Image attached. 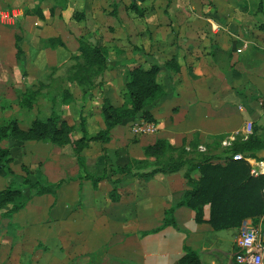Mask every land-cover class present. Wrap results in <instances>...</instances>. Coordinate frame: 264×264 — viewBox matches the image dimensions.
Here are the masks:
<instances>
[{
	"label": "crops",
	"instance_id": "obj_1",
	"mask_svg": "<svg viewBox=\"0 0 264 264\" xmlns=\"http://www.w3.org/2000/svg\"><path fill=\"white\" fill-rule=\"evenodd\" d=\"M65 1L68 8L62 10L61 0H0L1 77L16 78L6 90L20 87L17 36L30 75L57 68L61 51L68 58L76 55L77 39L88 35L108 51L103 91L114 107L124 105L130 72L138 67L161 68L158 82L165 95L146 107L155 120L153 133L132 132L144 120L139 114L115 127L108 143L92 142L84 151L89 175L107 173L96 185L81 178L71 146L54 145L61 152L52 161L42 152L39 160L46 163L39 173L31 170L30 180L62 185L55 194L28 195L26 207L10 218L0 212V264H179L186 247L198 253L201 264H240L243 224L216 231L208 223L209 205L202 222L192 208L177 207L189 189L184 175L143 179L112 170L146 160L145 149L159 141L175 149L194 143L211 153L212 142L224 151L254 135L260 141L258 159L248 160L264 175V0ZM36 8L45 19L27 15ZM76 12L84 18L77 21ZM50 38L62 39L66 49L41 47ZM75 98L81 103L82 96ZM100 115L99 128L92 126L95 117L87 120L90 137L106 129ZM8 142L31 145L36 155L46 145L4 141L1 147L15 163V150L4 146ZM30 155L26 167L33 163ZM192 176L199 179L200 173ZM170 209L175 226L165 224Z\"/></svg>",
	"mask_w": 264,
	"mask_h": 264
},
{
	"label": "trees",
	"instance_id": "obj_2",
	"mask_svg": "<svg viewBox=\"0 0 264 264\" xmlns=\"http://www.w3.org/2000/svg\"><path fill=\"white\" fill-rule=\"evenodd\" d=\"M66 2V1H65ZM68 3L61 7L65 10ZM132 9L142 16L143 12L136 5ZM115 13V12H114ZM54 14V9L51 11ZM27 15H36L40 19H45L40 8L27 10ZM114 16L116 15L113 14ZM84 14L75 13V19L80 21ZM79 44V56H73L76 63L69 68L66 77L51 78L49 84L41 83L37 89L29 88L20 97V105L31 110L41 92L51 89L57 97L61 99L53 100V107L57 104L69 105L75 101V97L70 90V86H77L82 92V98L86 97L89 89L99 88L103 91L102 77L108 69V51L106 47L98 42L91 41L88 35L77 39ZM21 38L16 37L17 59L23 65L25 52L22 49ZM43 48L66 49L65 42L60 38H50L41 42ZM24 66V65H23ZM161 68L154 65L151 69L144 70L140 67L130 72V79L126 83L124 93L125 103L122 107H114L108 98L103 99L101 113L104 117L106 129L100 131L94 137H90L86 129V121L80 127L71 126L66 120L53 111L46 121L36 119L28 128H22L16 120L0 124V166H4L7 172L12 174L11 164L14 162L9 149H4L1 144L7 140L21 142H45L59 147L71 146L80 166L81 178L92 180L96 185L107 177H93L88 174L84 151L92 142L106 144L110 140L111 131L123 124L126 120H131L141 115L150 123H155L152 115L146 111V107L165 95L163 86L158 82V75ZM79 133L80 136L76 137ZM260 141L254 135L248 140H237L222 152V156H211L205 152L199 153L198 144H186L179 149H175L165 141H159L156 145L145 149L146 160L131 161L125 167H118L112 170L113 174L123 176L134 175L143 179H149L159 173H178L186 168L184 178L187 181L188 190L177 207L187 206L196 211L197 222L203 221L204 207L210 206V217L208 223L216 231L239 228L246 220H253L256 224L264 217V175L254 176L253 166L246 158L258 159L255 152L259 149ZM193 151L197 153L196 158H189ZM175 154L176 157H175ZM241 155L244 159L235 160L234 156ZM155 161L149 162L150 159ZM224 160L225 164H213L214 161ZM153 168L148 173L132 174L133 171H143ZM26 176L24 185L33 192V195L55 194L61 187L62 182L51 184L48 182H32L30 176L32 172L22 166ZM199 172V179L193 178V173ZM30 197L26 196L22 190L9 185L0 190V212L4 217L10 218L26 207ZM174 209L166 212V225L175 226L173 218ZM179 264H201L197 252L191 248H185V254L180 259Z\"/></svg>",
	"mask_w": 264,
	"mask_h": 264
},
{
	"label": "rangeland",
	"instance_id": "obj_3",
	"mask_svg": "<svg viewBox=\"0 0 264 264\" xmlns=\"http://www.w3.org/2000/svg\"><path fill=\"white\" fill-rule=\"evenodd\" d=\"M134 0H129V2H132ZM66 4L65 0H61L60 5L63 7ZM114 6L112 7V9ZM75 16V15H74ZM68 26V24H66ZM91 41L93 39L91 36H88ZM61 58L58 59L61 60V63L57 65V68H53L50 70H45L43 72H37V71H31L30 75L29 72H27L23 65L19 64V88L14 89L13 92H9L6 90L7 86L10 83L16 84V78L12 75L8 76V79L1 77V71H0V85H1V91H0V124L8 123L10 121L16 120L18 124L22 128H28L30 127L31 123L35 121L36 119H40L43 121H46L48 118L51 117L53 111H56L60 116L63 115V120H66L69 125L76 126L77 128L80 127V124L83 122V120L86 121L90 117H95L96 119H93V127L99 128L101 127V123H99V116L101 117V107L103 104V99L106 97L104 91H101L99 88L90 90L86 97L82 98L81 103H77L76 100H79L78 98H75V101L72 102L69 105H60L57 104L55 107H53V100L58 99L61 101L59 97H57V94L51 90V89H45L41 92L40 96L38 97L37 101L34 103V107L31 110H28L27 108L20 105V97L22 94L29 88L37 89L41 83L49 84L51 82V78H59V77H66L68 75L69 68L76 63V60H74L73 56H79V53L76 55L72 54V57L68 58V54L64 51H61ZM68 58V59H67ZM67 59V60H66ZM20 63V62H19ZM51 68L53 65H50ZM56 66V65H55ZM70 90L72 94L75 96H82L81 90L76 87L75 85L70 86ZM96 120V121H95ZM87 126V124H86ZM132 129V128H131ZM80 134L77 133L76 137H79ZM13 141V140H9ZM13 142H8L4 144V146H9V148H13L15 150L14 158L17 163L13 162L11 164L12 168V174L7 172L6 167L0 166V190L5 189L9 185H14L15 187L19 188L24 192L26 196L32 195L33 192H30L26 186L24 185V177L26 176L25 171L22 169V166L25 165V163L29 164V151L33 152V155H30V160H33L30 166L27 168L31 171L40 172L42 171L43 165L48 161H52L53 154L55 152H61L60 149L55 147L54 145L50 143H45V147H43V151H41L38 155H36L37 152H39L36 149L31 150V145H12ZM18 144V143H16ZM44 144V143H43ZM101 147H102V143ZM23 146V147H22ZM22 147V148H21ZM211 147L214 149L213 152L209 153L205 150L198 149L197 151L199 153L205 152L208 155L211 156H222L223 157V150H221L220 145L218 142H212ZM28 148V150H27ZM21 150V151H18ZM27 151V153H25ZM104 151V149H102ZM190 151V150H188ZM35 152V153H34ZM42 152L43 158H45V163L40 162L39 158H41ZM192 152L189 158H196L197 153ZM36 155V156H35ZM177 154H175L176 157ZM178 156V155H177ZM155 161L153 158L150 159L149 162ZM253 164V163H252ZM26 167V166H25ZM153 168H150L152 170ZM186 171V168L180 171L179 173L181 175H184ZM45 180V179H42ZM257 227H260L263 231V241H264V221L260 222L257 221L255 224ZM240 246V245H239Z\"/></svg>",
	"mask_w": 264,
	"mask_h": 264
},
{
	"label": "built area",
	"instance_id": "obj_4",
	"mask_svg": "<svg viewBox=\"0 0 264 264\" xmlns=\"http://www.w3.org/2000/svg\"><path fill=\"white\" fill-rule=\"evenodd\" d=\"M155 131L153 123L141 120L136 123L132 132L136 135L151 134ZM251 131V125H249V132ZM203 150L202 148H200ZM235 160L244 159L241 155L234 156ZM246 160L249 162L248 158ZM252 174L254 176L260 175L258 167L254 168ZM240 264H264V242L263 231L260 227H257L252 221L246 220L242 227V236L240 241Z\"/></svg>",
	"mask_w": 264,
	"mask_h": 264
}]
</instances>
